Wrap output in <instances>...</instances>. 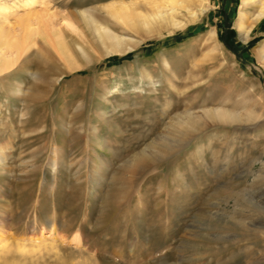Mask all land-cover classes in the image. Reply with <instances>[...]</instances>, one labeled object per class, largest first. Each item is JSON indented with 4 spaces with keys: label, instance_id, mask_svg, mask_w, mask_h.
I'll list each match as a JSON object with an SVG mask.
<instances>
[{
    "label": "rangeland",
    "instance_id": "374dc122",
    "mask_svg": "<svg viewBox=\"0 0 264 264\" xmlns=\"http://www.w3.org/2000/svg\"><path fill=\"white\" fill-rule=\"evenodd\" d=\"M24 1L0 0V30L21 34L49 16L52 32L72 37L67 48L83 38L91 52L87 13L133 42L69 69L37 36L0 73V197L21 226L56 212L68 237L60 251L29 250L25 264H264V21L243 43L241 0H208L183 30L152 33L101 10L130 0ZM13 5L6 23L2 7Z\"/></svg>",
    "mask_w": 264,
    "mask_h": 264
},
{
    "label": "bare ground",
    "instance_id": "6f19581e",
    "mask_svg": "<svg viewBox=\"0 0 264 264\" xmlns=\"http://www.w3.org/2000/svg\"><path fill=\"white\" fill-rule=\"evenodd\" d=\"M241 2L242 10L239 12L238 23L235 26L241 41L246 43L250 39L253 28L256 26L260 27L263 24L264 0H241ZM36 3L37 1L35 0H25L20 7L24 9ZM208 5V0H130L112 2L103 6L101 10L111 20H115L117 24L132 32L142 31L144 33H152L160 30L174 32L175 30H183L187 23L195 22L207 10ZM10 7H2L6 16V23L16 6ZM250 7H254L255 10L251 16L247 17L248 8ZM79 17L82 19L87 39L94 48L91 52L87 51L86 42L83 38L79 41L75 39L71 44V50L67 48L65 41L69 42L72 37L62 27L52 32L48 27L47 20L49 16H47L44 20H40L39 23L37 22L34 25L28 23L24 28H20L21 34L5 29L0 30V73L11 68L28 46L32 48L37 43V39L35 38L37 36H41L47 41L53 51L65 60L66 67L69 69L78 67L77 65L82 63V61L87 60L89 56H93V53L99 54V58H101L107 55H125L132 51L133 42L129 38L116 34L111 28L98 23L87 13H80ZM250 18L252 20H249ZM64 26L71 31H75V27L69 22H64ZM215 37L216 31L212 29L208 33V38L205 42H213ZM215 49L217 48L214 47L209 50L203 56V60L211 56L212 54L210 53H213ZM39 50L40 48L34 50V53L39 52ZM259 56L264 61V41L261 44ZM198 62H194V65ZM111 93L122 94L123 90L121 87L116 86ZM259 117H262V114ZM217 118L224 122L239 120L238 116L229 113L222 114ZM246 120L249 119L247 118ZM5 160V148L0 146V165L4 164ZM50 165L55 170L57 166L55 153L53 159L50 161ZM13 208L14 204L10 200L7 201L0 197V264H25L26 259L24 255L29 250H32V252L40 248L51 251L62 250L61 246L65 245L64 239L68 237L57 229L58 218L56 212H52V214L46 215L41 219L37 218L34 214L33 216L30 215L31 217L29 216L28 219L23 221L21 226L19 222L18 224L15 223L12 218ZM32 208L34 210L35 205ZM46 229L51 232V235H44L43 232ZM11 238L15 242L9 240ZM70 241L76 243V245H80L81 243L82 246H85L78 235L73 236ZM26 242H32L36 245H29Z\"/></svg>",
    "mask_w": 264,
    "mask_h": 264
}]
</instances>
